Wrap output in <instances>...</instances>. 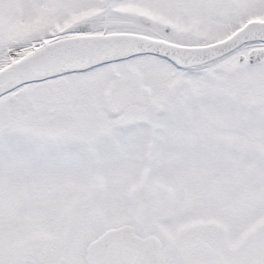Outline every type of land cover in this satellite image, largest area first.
<instances>
[{
	"label": "snow or ice",
	"instance_id": "6c2138e0",
	"mask_svg": "<svg viewBox=\"0 0 264 264\" xmlns=\"http://www.w3.org/2000/svg\"><path fill=\"white\" fill-rule=\"evenodd\" d=\"M0 264H264V0H0Z\"/></svg>",
	"mask_w": 264,
	"mask_h": 264
}]
</instances>
